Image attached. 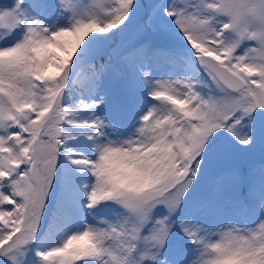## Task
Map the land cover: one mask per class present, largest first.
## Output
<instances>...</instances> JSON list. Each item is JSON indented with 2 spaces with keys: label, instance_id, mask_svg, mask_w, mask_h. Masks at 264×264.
I'll return each mask as SVG.
<instances>
[{
  "label": "snow or ice",
  "instance_id": "obj_1",
  "mask_svg": "<svg viewBox=\"0 0 264 264\" xmlns=\"http://www.w3.org/2000/svg\"><path fill=\"white\" fill-rule=\"evenodd\" d=\"M0 264H264V0H0Z\"/></svg>",
  "mask_w": 264,
  "mask_h": 264
}]
</instances>
